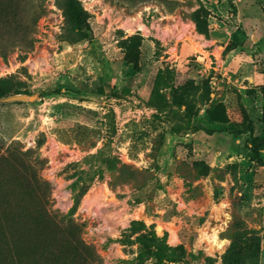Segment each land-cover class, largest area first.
Segmentation results:
<instances>
[{
    "label": "rangeland",
    "instance_id": "1",
    "mask_svg": "<svg viewBox=\"0 0 264 264\" xmlns=\"http://www.w3.org/2000/svg\"><path fill=\"white\" fill-rule=\"evenodd\" d=\"M79 1L91 16V42L69 41L55 0H21L23 18L9 11L6 29H0V43L8 44L18 29L30 26L34 10L45 11L32 30L34 45L24 63L17 50L0 55V79L19 78L26 83V97L36 98L23 103L0 100V153L10 161L7 180L25 175L21 164L30 165L34 157L23 154L36 152L43 162L38 175L51 187L49 211L69 214L74 205L71 185L79 169L67 166L97 154L112 140L105 152L138 171L137 179L125 181L93 160L82 169L91 174L101 168L102 178H95L73 214L103 264H127L136 258V248L130 251L118 243L134 221L154 227L158 237L166 234L172 248L184 240L183 264H205L206 259L223 264L230 236L236 230L256 231L261 239L259 264H264V150L259 159L249 150L252 138L264 140L259 93L264 85L259 73L264 69V0H136L134 6L132 0ZM199 9L209 24L207 35L192 21ZM133 37L143 39L140 73L125 61ZM168 70L174 81L163 94L170 101L181 87L193 85L183 97L194 114L193 128L179 134L171 132L181 122L177 107L166 114L146 107L157 75ZM251 77L255 85L249 83ZM212 104L225 109L229 124L210 121ZM244 113L255 131L238 137L232 126L241 124ZM154 115L159 118L148 123ZM79 126L93 131L86 135ZM133 133L138 138L129 155ZM160 133L169 151L166 173L157 174L146 170ZM42 135L45 144L37 148ZM10 146L15 148L7 152ZM206 168L208 174L202 176ZM153 175L162 184L154 190L147 186ZM5 195L21 209L17 190ZM53 220L59 222L58 217ZM56 228L51 224V237ZM215 234L224 243L220 249L213 244ZM36 244L30 238L26 250Z\"/></svg>",
    "mask_w": 264,
    "mask_h": 264
},
{
    "label": "trees",
    "instance_id": "2",
    "mask_svg": "<svg viewBox=\"0 0 264 264\" xmlns=\"http://www.w3.org/2000/svg\"><path fill=\"white\" fill-rule=\"evenodd\" d=\"M121 3L129 0H120ZM136 0H132V5L136 4ZM56 6L61 10L65 20V35L69 41L75 43L91 42L94 38L90 25L91 16L83 8L79 0H55ZM168 3V1H164ZM22 2L17 0V4L11 0H0V29H6V23L10 18L9 11L15 10V17L22 19L24 13L21 10ZM16 6V8H15ZM17 10V11H16ZM201 9L192 18L198 31L209 33V24L207 19L202 18L199 14ZM44 10H34L31 17V24L27 28L18 29V36L10 43H0V55L7 57L10 51L17 50L20 52L21 62L24 63L26 56L33 49L34 41L32 39V30L35 29L36 22L44 16ZM186 17V15H184ZM188 19V16L186 17ZM3 25V26H2ZM2 26V27H1ZM31 35V37H30ZM142 38L133 37L127 46V54L125 61L137 73L142 69ZM24 75L28 77L27 71L24 69ZM171 71V70H170ZM165 75L160 72L155 80L154 90L146 107L151 108L157 114L174 113V107L179 109V117L181 122L171 129L173 134H179L182 130H192L191 120L194 116L188 103L183 97L187 96L193 85L180 88V95L174 96V100L170 101L163 90L170 88L174 81V73L170 72ZM261 74H264V69ZM196 90V89H195ZM259 93L263 100L262 118L260 123L264 125V85L259 87ZM26 83L17 77H8L0 79V100L17 96H29ZM81 101H85L81 99ZM22 105V103H18ZM182 107H186L185 111H181ZM208 117L212 123L229 124V119L225 109L221 106L212 104L208 110ZM159 116H152L148 123H155ZM113 122V120H112ZM130 126L139 129L142 124H130ZM85 131V134H91L93 130L79 126ZM234 127L233 134L240 137L247 134H253L255 131L254 123L249 116L244 113V119L241 124ZM111 128L114 130V125ZM137 133V132H136ZM129 136L130 154L137 141V134ZM77 143L80 141L76 140ZM112 140H108L104 148L99 150L97 154L89 156L80 163H72L67 169H79V178L71 185L73 193V208L69 214H52L48 206L50 204L51 187L50 184L43 181L38 175L39 170L43 166V162L37 156L36 152L28 151L23 155L33 156V162L30 165L23 166L25 175H17L11 182L7 180L5 167L10 163L5 155L0 153V264H103V261L94 246L88 244L83 238V229L74 219L73 214L77 210L81 200L89 191L95 178H102V169L94 170L91 174L85 172L82 168L84 165L92 166L93 160H97L101 166L105 167L108 172H117L125 181H135L138 171L122 164L121 161L105 152L109 148ZM45 144V137L37 142V148H41ZM15 148L10 146L7 150ZM249 150L254 159H259L264 150V140L262 138H252L249 143ZM169 149L165 146V134L160 133L155 139V143L151 147L149 157L152 160L147 172H156L157 174L166 173V164ZM15 153V152H14ZM17 157L18 155L12 154ZM209 168L203 172L202 176L208 174ZM73 179V178H72ZM153 180L148 184V188L154 190L161 187L162 184L158 177L150 176L147 181ZM13 190L18 193L20 198L21 209L18 210L10 204L6 198L5 191ZM31 204V205H30ZM55 216V217H54ZM59 218V222L53 219ZM51 224H56L54 236H50ZM241 229L240 227H238ZM236 232L230 236L231 245L223 259V264H259L261 253V239L256 231L244 230L241 233ZM34 237L37 241L35 248L26 250V245L30 238ZM45 237V238H44ZM118 243L124 249L134 251L136 258L127 264H183L184 240L182 245L172 248L168 244V236L158 237L154 227H147L146 224L139 221L131 223L130 227L124 232ZM205 264H213L211 259H206Z\"/></svg>",
    "mask_w": 264,
    "mask_h": 264
},
{
    "label": "water",
    "instance_id": "3",
    "mask_svg": "<svg viewBox=\"0 0 264 264\" xmlns=\"http://www.w3.org/2000/svg\"><path fill=\"white\" fill-rule=\"evenodd\" d=\"M36 98L35 97H26V96H17V97H11L6 99V102H32Z\"/></svg>",
    "mask_w": 264,
    "mask_h": 264
},
{
    "label": "bare ground",
    "instance_id": "4",
    "mask_svg": "<svg viewBox=\"0 0 264 264\" xmlns=\"http://www.w3.org/2000/svg\"><path fill=\"white\" fill-rule=\"evenodd\" d=\"M213 244L220 249V248H222V245L224 243L220 242L218 237L215 234L214 237H213Z\"/></svg>",
    "mask_w": 264,
    "mask_h": 264
},
{
    "label": "crops",
    "instance_id": "5",
    "mask_svg": "<svg viewBox=\"0 0 264 264\" xmlns=\"http://www.w3.org/2000/svg\"><path fill=\"white\" fill-rule=\"evenodd\" d=\"M257 72H258V71H257ZM259 73H260V72H259ZM262 75H264V74H262ZM249 83H251V84L253 83V84L255 85L253 77L250 78ZM259 87H261V86H259Z\"/></svg>",
    "mask_w": 264,
    "mask_h": 264
}]
</instances>
